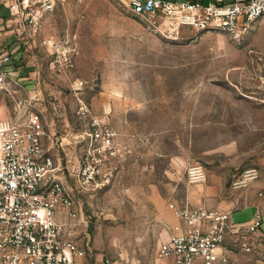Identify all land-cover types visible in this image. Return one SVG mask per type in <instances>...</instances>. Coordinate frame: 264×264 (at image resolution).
I'll list each match as a JSON object with an SVG mask.
<instances>
[{
  "label": "rangeland",
  "instance_id": "obj_1",
  "mask_svg": "<svg viewBox=\"0 0 264 264\" xmlns=\"http://www.w3.org/2000/svg\"><path fill=\"white\" fill-rule=\"evenodd\" d=\"M46 20L51 115L75 114L82 134L99 118L122 146L99 187L71 180L80 215L65 232L85 248L83 264H157L190 163L230 190L246 167L264 174V22L165 33L114 0H54Z\"/></svg>",
  "mask_w": 264,
  "mask_h": 264
},
{
  "label": "built area",
  "instance_id": "obj_2",
  "mask_svg": "<svg viewBox=\"0 0 264 264\" xmlns=\"http://www.w3.org/2000/svg\"><path fill=\"white\" fill-rule=\"evenodd\" d=\"M114 1L136 16L152 18L151 27H159L157 22L163 24L165 33L180 26L238 31L249 22H264V0ZM0 2L9 8L23 34L29 29L38 31L54 9V0ZM49 41L46 38L42 42ZM2 59L7 61L9 56ZM0 81L7 89L4 70ZM21 109L17 104L15 115L0 118V264H80L86 251L65 232L67 223L78 216L76 201L64 182L53 175L56 165L44 151L45 129L40 114L25 110L20 115ZM85 135L84 152L78 164L71 163L68 173L81 188L95 189L111 173L107 162L122 151V146L116 131L96 117H92ZM260 175L259 167H246L232 180V187L246 188ZM186 178L190 184L205 182L207 170L203 163H190ZM170 207L186 228L180 231L176 225L177 231L158 244L156 257L161 264H235L224 245L227 230L238 232L240 248L252 252L255 247L251 234L264 223L262 210H257L247 223H231L228 210L193 206L188 200L171 202Z\"/></svg>",
  "mask_w": 264,
  "mask_h": 264
},
{
  "label": "crops",
  "instance_id": "obj_3",
  "mask_svg": "<svg viewBox=\"0 0 264 264\" xmlns=\"http://www.w3.org/2000/svg\"><path fill=\"white\" fill-rule=\"evenodd\" d=\"M47 24V20L43 21L38 31L33 32L32 29H29L23 34L18 28V23L13 20L9 8L0 2V72L6 71L4 84L8 89H5L0 81V118L15 115L17 104L22 107L20 115L25 110H34L40 114L45 129L42 136L44 151L53 158L56 165L53 175L64 182L68 192L75 199L71 184L73 178L66 176L65 172L68 171L72 162L79 163L87 145V138L85 134L77 133V129L74 127L75 114L65 113L63 115L61 112L62 118L59 119L52 116L51 111L48 110L46 93L41 87L44 69L41 66L43 56L40 54L42 41L49 37L46 34ZM5 55L9 56V60L3 61L2 57ZM7 95L11 97L10 100ZM186 200L193 206L228 210L231 223H247L257 210L264 212V174H261V177L248 187L237 190H230L224 180L207 174L205 182L189 183ZM75 209L80 215L77 201ZM58 217L61 221L64 220L62 214H59ZM176 225H179L180 231L186 228L184 221L175 215L169 226L172 230L171 233L177 231L175 230ZM238 239L239 233L229 228L226 232L224 245L228 249L233 263H264V223L251 234L254 251L242 250ZM76 242L85 250L79 241ZM82 258H80V264H83ZM157 264H161V260H158Z\"/></svg>",
  "mask_w": 264,
  "mask_h": 264
}]
</instances>
